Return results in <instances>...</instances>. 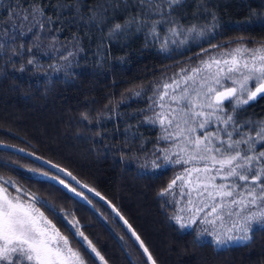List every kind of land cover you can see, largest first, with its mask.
I'll list each match as a JSON object with an SVG mask.
<instances>
[{
	"label": "trees",
	"instance_id": "trees-1",
	"mask_svg": "<svg viewBox=\"0 0 264 264\" xmlns=\"http://www.w3.org/2000/svg\"><path fill=\"white\" fill-rule=\"evenodd\" d=\"M54 2L45 0L49 14L55 9L47 4ZM6 14L7 9H0V16ZM213 14L217 26L212 32L184 44L169 43L167 50L161 48L167 26H161V38L140 32L101 46L99 33L86 36L76 25L64 24L53 26L60 31L39 33V49L33 47L31 34L24 38L25 47H32L24 59L0 58V142L67 169L111 201L157 264H264V230L259 227L248 242L218 247L200 237L195 227L181 229L170 218L175 205L159 193L177 169L162 160H157L161 168L152 167L150 162L162 155L157 149L164 142L158 126L141 122L152 114L149 98L155 99L156 90L174 73L199 60L204 49L240 39L264 43V0H184L174 16L185 26H211ZM77 33L83 51L71 67H64L63 56L78 51L73 47ZM29 58L34 65L27 64ZM21 64L24 72L19 71ZM244 115L264 117V99L254 102ZM0 160L12 165H0V176L57 207L59 214L52 215L37 205L81 251L87 264L103 262L81 248V238L73 235L69 224L74 219L107 264H149L119 218L68 178L88 200L46 180L40 173L52 170L31 159L0 148Z\"/></svg>",
	"mask_w": 264,
	"mask_h": 264
},
{
	"label": "snow or ice",
	"instance_id": "snow-or-ice-1",
	"mask_svg": "<svg viewBox=\"0 0 264 264\" xmlns=\"http://www.w3.org/2000/svg\"><path fill=\"white\" fill-rule=\"evenodd\" d=\"M183 5L184 0H55L47 4L55 9L49 14L45 0H0V9H7L6 18L0 16V58L24 59L26 52H32V47H25L24 38L31 34L35 38L33 47L39 49V33L61 30L54 29V25L74 24L86 36L99 33L101 46L105 41L127 39L140 32L161 38L160 28L167 26L162 50H167L169 43L202 39L215 29V14L211 26L183 25L174 16ZM80 39L79 33L73 37V47L78 51H68L63 56L64 67H71L78 52L83 51L79 47ZM233 43L235 47L231 46ZM54 44L55 38L53 47ZM212 47L220 50L222 46ZM27 64L34 65V60L27 59ZM25 70L21 64L19 71ZM181 72L184 73L181 80L162 85L156 90L159 95L149 98L153 101L149 105L152 114L141 121L159 125L162 132L159 139L169 145L157 149L162 155L151 160L152 167H162L157 160H162L164 165L182 167L159 195L168 198L166 203L181 205L170 217L181 229L190 228L197 221L219 224L223 232L211 233L217 244L248 242L254 226L264 230V118L251 119L244 115L249 106L264 99V43L256 45L242 39L229 42L217 55H209L207 60H200L199 66ZM130 91L135 96L141 95L140 91ZM35 159L42 161L41 157ZM0 165L12 166L3 160ZM51 168L55 172L45 171L40 175L88 200L68 181L71 178L80 185L70 171L55 164ZM29 171L35 173L36 169ZM9 185L15 189V195L9 191ZM80 186L95 192L86 184ZM95 195L100 194L95 192ZM37 205L52 215L59 214L48 200L16 187V181L11 178L0 176V264H87L81 251L72 247L68 236ZM113 210L139 242L147 260L157 264L128 221L114 206ZM69 224L73 235L81 238V248L107 264L80 230L79 220Z\"/></svg>",
	"mask_w": 264,
	"mask_h": 264
},
{
	"label": "rangeland",
	"instance_id": "rangeland-1",
	"mask_svg": "<svg viewBox=\"0 0 264 264\" xmlns=\"http://www.w3.org/2000/svg\"><path fill=\"white\" fill-rule=\"evenodd\" d=\"M228 46H229V45H228ZM228 46L221 47L220 50H217V49H215V48H213V47L208 48L209 51L204 52L202 55H200L199 57H201V58H200L199 60H197L195 63H192V64L188 65L186 68H183V69H192V68H194V67L199 66V65H200V60H201V59H205V60H207L208 57H209V55H217V54H218V51H222L224 48H226V47H228ZM231 46H232V47H235V44L233 43ZM250 46H251V45H250ZM253 46H254V45H253ZM183 75H184V73H182V72H181V69H180V70H178L176 73H174L171 77H169V78L166 80L165 84H166V83H170V82H171L172 80H174V79H175V80H181L182 77H183ZM158 95H159V93H157L156 96H158ZM156 96H155V98H156ZM166 100H167V98H166ZM245 116L248 117L247 115H245ZM248 118H251V119H260V118H264V117H258V118H256V117H248ZM156 126L159 127V125H156ZM159 130H160V132H161L160 127H159ZM161 134H162V132H161ZM161 134H160V135H161ZM163 142H164V146H163V148H166V147L169 146V145H168V142H165V141H163ZM173 158H175V157H173ZM169 165H170V164H169ZM171 166H175V167H176V169H177V174L180 173V172L182 171V167H181L180 165H171ZM177 174H176V175H177ZM10 192H11V191H10ZM11 193H12L13 195H15V193H13V192H11ZM180 206H181V205L177 204V205H175V208H179ZM226 226H227V225H226ZM194 227L199 231L200 237L211 240V241L214 242L218 247H223V246L230 245V244H238V243H242V242H244V241H229V242L224 243V244H217V243H216V237H215L214 235H212L211 233H212V232H223V229L219 227V224H217L216 226H213V225H210V224H204V223H201L200 221H197V223H196L195 225H193L192 227H190V228H184V229H191V228H194ZM256 227H259V226H254V228H256ZM205 229H206V230H205ZM72 247H73V246H72ZM73 248H74V247H73Z\"/></svg>",
	"mask_w": 264,
	"mask_h": 264
},
{
	"label": "water",
	"instance_id": "water-1",
	"mask_svg": "<svg viewBox=\"0 0 264 264\" xmlns=\"http://www.w3.org/2000/svg\"><path fill=\"white\" fill-rule=\"evenodd\" d=\"M6 145H10V146H12V147H4V146H6ZM0 148H2V149H5V150H8V151H12V152H14V153H17V154H19V155H21V156H24V157H26V158H28V159H31V160H33V161H35V162H37V163H39V164H41V165H43V166H45V167H47V168H49V169H51L52 171H54L55 172V169H52L51 168V165L52 164H55V163H53V162H51V164H47V163H43V161H49V160H47V159H45V158H43V157H41V156H39V155H37V154H35V156H31V155H28L29 153H33V152H31V151H29V150H26V149H24V148H21V147H18V146H16V145H12V144H8V143H2V142H0ZM19 149H24V151L23 152H20L19 151ZM35 157H41L42 158V161H40V160H36L35 159ZM55 165H57V164H55ZM61 167V166H60ZM61 168H63V167H61ZM65 169V168H64ZM62 175V174H61ZM74 175V174H73ZM75 176V175H74ZM76 177V176H75ZM75 186H77L78 188H80L82 191H84L86 194H88L89 196H91V197H93L94 199H96L97 201H99L100 203H102L103 205H105L107 208H109L115 215H116V212L113 210V203L111 202V201H109L107 198H105L104 196H102L101 194L99 195V196H97V195H95V192H89L88 191V188H83V187H81L80 185H84V183H82L77 177H76V179L77 180H79L80 181V185H76V182L75 181H72L71 180V178H68ZM103 198V199H102ZM115 207V206H114ZM115 209H117L116 207H115ZM118 210V209H117ZM120 213V212H119ZM121 214V213H120ZM122 215V214H121ZM117 216V215H116ZM118 217V216H117ZM119 218V217H118ZM124 218V217H123ZM125 219V218H124ZM119 220L123 223V225H124V222H123V220H121L120 218H119ZM126 220V219H125ZM125 227H126V229H127V226L126 225H124ZM132 229H133V227H132ZM128 230V229H127ZM128 232L130 233V235H131V237L133 238V240L135 241V243L137 244V246H138V248L141 250V252L143 253V251H142V249L140 248V246H139V242H137L136 240H135V237H133L132 236V233L128 230ZM135 233H136V231H135ZM137 234V233H136ZM138 235V234H137ZM139 236V235H138ZM141 239V238H140ZM144 255V257L146 258V260H147V257H146V255L145 254H143ZM148 261V260H147ZM148 263L149 264H151V262L150 261H148Z\"/></svg>",
	"mask_w": 264,
	"mask_h": 264
}]
</instances>
